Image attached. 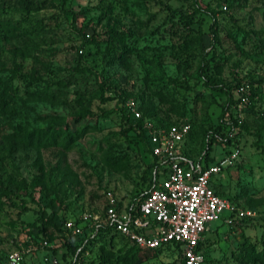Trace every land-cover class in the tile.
I'll list each match as a JSON object with an SVG mask.
<instances>
[{"label": "rangeland", "instance_id": "374dc122", "mask_svg": "<svg viewBox=\"0 0 264 264\" xmlns=\"http://www.w3.org/2000/svg\"><path fill=\"white\" fill-rule=\"evenodd\" d=\"M2 5L0 18L15 29L0 27V183L14 205L0 209V248H11L13 237L40 242L44 234L23 224L38 210L49 211L45 202L76 217L100 212L107 192L125 204L146 187L150 158L113 105L118 94L141 113L188 121L187 148L196 160L202 131L214 126L226 102V94L212 85L218 82L235 97L236 69L254 94L241 114L246 129L233 139L238 156L222 171L219 191L250 215H231L225 224L222 212L207 225L215 226L203 233L199 250L201 264H261L251 259L264 248V0H3ZM103 94L110 101H102ZM58 131L53 144L49 137L34 142L38 132ZM209 156L218 160L224 151L213 144ZM244 240L253 245L250 255L241 248ZM104 251L108 258L101 262L95 243L86 262L124 264L123 256L137 254L136 264H182L173 246L136 250L116 235ZM43 253L38 248L22 264H49L41 262ZM48 261L59 264L57 257Z\"/></svg>", "mask_w": 264, "mask_h": 264}, {"label": "built area", "instance_id": "2783aa9c", "mask_svg": "<svg viewBox=\"0 0 264 264\" xmlns=\"http://www.w3.org/2000/svg\"><path fill=\"white\" fill-rule=\"evenodd\" d=\"M222 9H225L224 5ZM236 92L238 99L234 110L240 121L248 102V83L240 82ZM124 107L133 117L142 120L150 154L159 165L156 180L151 183L146 195L135 203L121 204L115 195L107 192L101 212L67 216L62 223L61 235L85 232L92 236L98 227L108 225L128 244L146 250L177 245L183 264H201L203 256L198 241L206 226L217 220L222 212H226L223 218L225 224L231 222V215H250L248 210H241L216 194L210 186L211 180L221 176L223 168L233 163L238 150L233 148L217 163L200 167L181 153L183 140L189 131L188 122L163 127L147 117H141L133 100L125 101ZM13 239L12 247L4 248L6 264H20L38 248L51 246L45 240L34 243L26 236Z\"/></svg>", "mask_w": 264, "mask_h": 264}, {"label": "trees", "instance_id": "16d2710c", "mask_svg": "<svg viewBox=\"0 0 264 264\" xmlns=\"http://www.w3.org/2000/svg\"><path fill=\"white\" fill-rule=\"evenodd\" d=\"M18 1L21 2V0H18ZM2 3H3V0H0V11L4 10ZM196 11L198 10H194V12ZM204 13L208 16L212 15V11L210 10H204ZM0 27L7 32H11L13 31V29H15L14 24H12L10 20L7 18H0ZM122 32L124 33L125 30ZM214 32L215 31L211 29V39L215 38ZM107 33H109L110 37H115L117 35L115 34L113 27H109V30H107ZM233 73H234L233 74L234 78L236 80V84L238 85L243 80L241 79V76L236 69L233 71ZM216 83L212 85V87H218L220 91L226 94V102H224V104L220 107V111L217 116V121L214 124V126L205 128L202 131L203 148L199 152V156L196 158V160H193L187 148L188 139L192 133L190 126H189V131L183 140V145L181 149V153L185 158L195 161L196 163L199 164L200 167H204V166L217 163L222 158L221 157L218 160H213L209 156V152L211 151V146L213 144L218 145L224 151V156L228 155L230 151L232 150V146L234 144L233 139L240 135L241 130L246 129L243 119L239 121L237 117V113L234 110L235 103L238 99L237 94L235 95V97L232 96L228 92V89H225L221 84H218V82ZM248 84H249L248 102L244 106L243 112L251 107L250 106L251 98L254 94L253 93L254 89L252 88L249 80H248ZM258 93L259 92H257L256 94ZM110 99H111L110 96L103 94V97L101 100L105 102V101H110ZM124 101H125L124 96H121L120 94H118L113 105L118 106V113H119L120 118H122L124 122L127 124L128 128L135 133L136 139L140 141L144 151L146 152V154H148L150 158V162L148 163L147 176L145 180L146 187L128 201V203L130 204V203L139 202L146 195V192L150 188L151 183L155 182L156 180L157 169L159 165L156 159L150 154V148H149L150 146L146 138V132L141 126V121H142L141 118L133 117L128 112V110L124 107ZM2 107L3 106L0 103V108ZM141 117H147L151 119L156 125H160L163 127H167L171 124L188 122L184 119H175V120L159 119V118H155L150 113L149 114L141 113ZM58 135H59V131L56 132V134H50L49 136H45L44 134H40L38 132L34 135V142L38 144L39 143L38 141L45 140L46 138L49 137L50 140L48 144H53L54 140L57 139ZM227 168L228 166L223 168L222 171H225ZM221 185H222V176L218 175L215 178H213V180H211L210 186L212 187L213 191L220 196H222L221 192L219 191V188ZM11 201L12 200H11L9 191L5 187H3L2 184L0 183V209L3 208L7 203L14 205L13 202ZM45 205L47 206V208L49 207V211L44 210V209L38 210L35 219L31 223H24V224L22 223L24 227L35 226L40 233L44 234V236H41L39 241L45 240L48 244L51 245V246H46L44 248L45 253H43L42 255L40 254V260L42 263L51 264L48 261V258L57 257L59 264H92L91 261L86 262L84 254L85 252L87 253V251H89L90 248L93 247L95 243L98 244V249H100V254H101L100 261L101 262L106 261L108 257H107V252L104 251V247L109 246L114 236L116 235L112 232L110 226L103 225L102 227H98L96 233L92 236L86 235L85 232H83L82 234H78V235H70V234L61 235L62 223L67 217L64 215V210L59 208L57 205L55 208V204L53 206V202H50V201L45 202ZM25 209L26 208L22 206L19 209L18 213H21ZM118 238L123 239L120 236H118ZM32 240L34 243H38L37 241L34 240L33 237H32ZM123 241L126 244H128V242L125 241L124 239ZM200 244H201V240L198 241V248ZM128 245L129 247H134V249L136 250L149 251V252H154V251L156 252L161 249V248H156V249L146 250V249L138 248L131 244H128ZM241 245H242L241 248L244 251V253L246 255H250L249 253L253 251V245L246 243L245 240ZM174 247L178 249L177 245H174ZM57 248H60V250H58ZM44 257H47V259L44 260L43 259ZM2 261L5 262V250L4 249H0V262ZM122 261L124 262V264H136L140 262L141 259L138 258L137 254H132L129 257L123 256ZM251 261L264 264V248H262L260 252L256 253V255L251 259ZM20 264H22V262Z\"/></svg>", "mask_w": 264, "mask_h": 264}, {"label": "crops", "instance_id": "0c3cea01", "mask_svg": "<svg viewBox=\"0 0 264 264\" xmlns=\"http://www.w3.org/2000/svg\"><path fill=\"white\" fill-rule=\"evenodd\" d=\"M222 222H224V221L222 220ZM214 226H215V225H214ZM214 226H212V227L206 226V229H205L204 233H205V232H206V233H209L210 231L212 232Z\"/></svg>", "mask_w": 264, "mask_h": 264}]
</instances>
